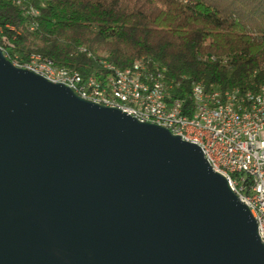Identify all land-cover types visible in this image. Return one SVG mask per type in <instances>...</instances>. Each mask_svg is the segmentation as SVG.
Returning a JSON list of instances; mask_svg holds the SVG:
<instances>
[{
    "label": "water",
    "instance_id": "95a60500",
    "mask_svg": "<svg viewBox=\"0 0 264 264\" xmlns=\"http://www.w3.org/2000/svg\"><path fill=\"white\" fill-rule=\"evenodd\" d=\"M0 264H264L200 148L0 48Z\"/></svg>",
    "mask_w": 264,
    "mask_h": 264
},
{
    "label": "trees",
    "instance_id": "16d2710c",
    "mask_svg": "<svg viewBox=\"0 0 264 264\" xmlns=\"http://www.w3.org/2000/svg\"><path fill=\"white\" fill-rule=\"evenodd\" d=\"M0 48L11 61L34 52L84 75L100 56L120 68L147 59L179 84L172 92L190 112L194 83L264 85V0H24L22 9L0 0Z\"/></svg>",
    "mask_w": 264,
    "mask_h": 264
},
{
    "label": "bare ground",
    "instance_id": "6f19581e",
    "mask_svg": "<svg viewBox=\"0 0 264 264\" xmlns=\"http://www.w3.org/2000/svg\"><path fill=\"white\" fill-rule=\"evenodd\" d=\"M23 1L21 0V4ZM26 12L28 11L26 10ZM29 12L34 15L37 14V11L33 8H30ZM32 29L33 27H30V30ZM80 51H85V49L80 48ZM3 54L8 57L7 53L3 52ZM87 55L90 56V53L88 52ZM25 61L38 66V73L48 76L76 77L79 83L90 84L101 97L105 98V104L99 105L128 111L133 116H140L138 103H146V98H151L152 104L155 106L168 109L161 110V117L174 115L176 121H184L197 127L218 123V116L203 115L198 117V115H201L199 105H204V113H215V115L220 116L228 115L230 121L246 119L248 116L259 112V110H264V85L256 92H241L238 89L222 90L215 86L205 89L202 84L194 83L191 87L193 106L189 112L187 106H184V101L174 96L172 91L179 84L166 79L165 67H160L157 63L149 62L144 58L136 59L130 66L120 68L107 60L105 56H100L98 58L100 69L94 74L85 75L77 69L51 64L52 60L34 52L30 53ZM120 81L130 82L127 83V90L130 93L120 95L115 91L118 90L117 82ZM56 83H61L67 87V79H56ZM78 96L96 103L92 100V97ZM156 125L162 126L161 124ZM241 130H249V123H241ZM212 170L214 171V169ZM249 210L251 212V209Z\"/></svg>",
    "mask_w": 264,
    "mask_h": 264
},
{
    "label": "built area",
    "instance_id": "2783aa9c",
    "mask_svg": "<svg viewBox=\"0 0 264 264\" xmlns=\"http://www.w3.org/2000/svg\"><path fill=\"white\" fill-rule=\"evenodd\" d=\"M8 1L22 9L21 0ZM24 14L27 15V12ZM6 58L9 59V57ZM11 62L13 65L39 74L53 83H56V79H67V87L77 96L86 95V97H92V100L97 104H105V98L101 97L90 84H81L76 77L48 76L38 73V66L32 65L29 61ZM117 83L118 90L115 91L120 95L130 93L127 90V83L130 82L120 81ZM138 104L140 116L130 115L128 111L123 112L140 122L161 124L173 135L197 145L211 169L222 175L229 188L242 203L251 209L257 223L258 236L264 245V110H259L246 119L230 121L228 115L204 113V105H199L201 115L198 117L203 115L218 116V123L197 127L184 121H176L174 115L161 117V110L168 109L155 106L152 104L151 98H146V103ZM241 123H249V130H241Z\"/></svg>",
    "mask_w": 264,
    "mask_h": 264
}]
</instances>
